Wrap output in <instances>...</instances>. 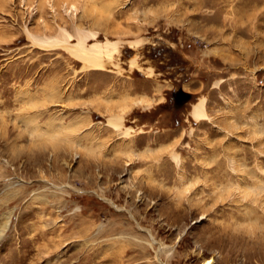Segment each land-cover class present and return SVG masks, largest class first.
I'll return each instance as SVG.
<instances>
[{"label": "rangeland", "instance_id": "374dc122", "mask_svg": "<svg viewBox=\"0 0 264 264\" xmlns=\"http://www.w3.org/2000/svg\"><path fill=\"white\" fill-rule=\"evenodd\" d=\"M207 1L0 0V264H264V0Z\"/></svg>", "mask_w": 264, "mask_h": 264}, {"label": "bare ground", "instance_id": "6f19581e", "mask_svg": "<svg viewBox=\"0 0 264 264\" xmlns=\"http://www.w3.org/2000/svg\"><path fill=\"white\" fill-rule=\"evenodd\" d=\"M22 1H25V0H22ZM246 1H247V4L249 5L256 3L254 2L255 0H246ZM66 6L67 5H65V7L63 6L65 8L64 10L66 13L73 12L76 10V4L74 3L68 4L69 9H68V6L67 7ZM219 9H217V16L220 17L221 12ZM239 32H244V30H239ZM26 34H27V37L30 39L31 44L35 47H38L41 49H48V50L55 49V48H64L71 54V56L75 57L79 61L84 62V67L88 70H103L106 63H109L112 61L113 54L115 52L117 53L119 45L121 43H126L128 44L129 47H132V46L135 47V46L140 45L143 41L142 39L137 38L136 40H125V41H122V40H115V41L106 40L103 42L96 41L94 43L88 44L87 43L88 39L96 37V31L77 28L76 41L71 43L70 38L72 35L68 31H66V29L61 28L60 26H59V33L57 35H44V34L40 35V34L32 33L27 29H26ZM129 66L130 67L137 66L134 58L131 59ZM190 115L195 120H202L206 118L207 114L205 112V107H204V98L198 100L196 103L192 105V108L190 110ZM121 119H122V114L111 115L107 118L106 125L109 127L118 129L121 127ZM153 242H155L154 239L151 240L150 244H152ZM211 263H212V260H205L203 264H211Z\"/></svg>", "mask_w": 264, "mask_h": 264}, {"label": "flooded vegetation", "instance_id": "af4514ba", "mask_svg": "<svg viewBox=\"0 0 264 264\" xmlns=\"http://www.w3.org/2000/svg\"><path fill=\"white\" fill-rule=\"evenodd\" d=\"M181 96H182L183 98H186V97H185V96H186L185 94H182V93H181Z\"/></svg>", "mask_w": 264, "mask_h": 264}, {"label": "water", "instance_id": "95a60500", "mask_svg": "<svg viewBox=\"0 0 264 264\" xmlns=\"http://www.w3.org/2000/svg\"><path fill=\"white\" fill-rule=\"evenodd\" d=\"M183 94H185V93H183ZM185 95H186V94H185ZM185 97L188 98V95H186Z\"/></svg>", "mask_w": 264, "mask_h": 264}]
</instances>
